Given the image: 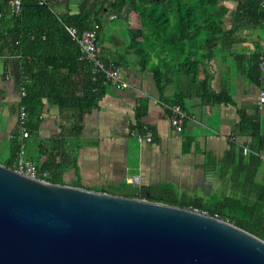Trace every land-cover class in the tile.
I'll return each instance as SVG.
<instances>
[{
  "label": "trees",
  "instance_id": "1",
  "mask_svg": "<svg viewBox=\"0 0 264 264\" xmlns=\"http://www.w3.org/2000/svg\"><path fill=\"white\" fill-rule=\"evenodd\" d=\"M13 1H0V56L20 57V74L27 89L23 98L28 111L26 148L27 138L39 128L46 98L61 108L78 110L74 130L80 134L87 113L98 104L108 86L103 76L93 80L92 64L81 58L80 46L66 25L80 30L97 29L100 39L106 22L120 23L123 12H134L141 35L130 37L128 51L135 52L140 65L153 72L164 101L179 104L185 110L189 97L201 98L205 105L236 103L229 89L213 90L210 77L205 75L204 64L219 54L230 59L233 69L248 81L264 85V0H236V11L227 0H91L80 12L71 11L70 0H47L44 4L23 0L16 13L12 11ZM254 30L259 31V37L248 43ZM246 31L249 32L244 35ZM170 85L176 88L172 98L165 96ZM142 114L139 113L135 129L147 134L149 127L141 121ZM240 114L236 134L251 136L252 141L246 144L249 152L245 153V145L238 148L234 144L224 159L227 170L237 163L231 194L190 196L180 194L172 184H163L149 189V199L204 211L264 239V183L256 179L264 160L262 121L244 109H240ZM20 147L15 132L10 157L3 164L15 169ZM28 157L41 172L49 173L40 178L65 183V165L60 161L58 148L42 147L37 156ZM73 185L82 187L80 180ZM107 192L135 196V191L125 188Z\"/></svg>",
  "mask_w": 264,
  "mask_h": 264
},
{
  "label": "crops",
  "instance_id": "2",
  "mask_svg": "<svg viewBox=\"0 0 264 264\" xmlns=\"http://www.w3.org/2000/svg\"><path fill=\"white\" fill-rule=\"evenodd\" d=\"M88 1L70 0L71 11L80 12ZM120 17V23L106 22L99 46L106 61L119 62L132 86L108 84L87 113L80 134L74 130L78 110L61 108L46 98L39 128L27 138L28 156H37L42 147L58 148L65 183L80 180L94 190L125 188L137 194L142 188L172 184L180 194L190 196L231 194L237 163L227 170L224 159L234 144L239 148L252 141L251 136L236 134L240 109L258 115L264 133V105L259 106L264 85L248 81L233 69L230 59L219 54L204 64L205 75L213 90L229 89L236 103L205 105L201 98L189 97L185 101L188 117L176 128L153 72L142 67L140 57L126 47L131 36L141 35L137 15L127 9ZM20 72L19 56H0V163L10 157L18 128ZM175 91L170 85L165 96L172 98ZM141 112V121L149 127L145 135L152 136V141H139L131 134ZM256 179L264 183V160Z\"/></svg>",
  "mask_w": 264,
  "mask_h": 264
},
{
  "label": "water",
  "instance_id": "3",
  "mask_svg": "<svg viewBox=\"0 0 264 264\" xmlns=\"http://www.w3.org/2000/svg\"><path fill=\"white\" fill-rule=\"evenodd\" d=\"M0 163V264H264V239L197 209Z\"/></svg>",
  "mask_w": 264,
  "mask_h": 264
},
{
  "label": "built area",
  "instance_id": "4",
  "mask_svg": "<svg viewBox=\"0 0 264 264\" xmlns=\"http://www.w3.org/2000/svg\"><path fill=\"white\" fill-rule=\"evenodd\" d=\"M23 0H14L12 4V11L14 13L20 12ZM39 3L44 4L47 0H37ZM1 15V13H0ZM116 15H112V18ZM68 32L73 39L78 42L81 51V58L89 61L92 64L93 80L99 79L103 76L107 84H113L120 88L126 89L132 86V84L124 77L121 67L115 62V60L106 61L102 55L101 48L99 46V37L97 29H85L80 30L77 26L66 25ZM261 68L264 71V55L261 57ZM20 94L21 103L19 106V120L17 128V138L20 141L21 147L17 154V160L15 163L16 170L25 173L33 178L48 177V172H41L36 166L33 160L27 156V148L24 142V138L28 136L27 121L28 111L26 105L23 103V98L27 95V89L24 84V79L20 78ZM264 105V89L260 93L259 106ZM168 109L171 112V123L174 127L180 128L184 125L185 120L188 117L187 111L179 104H167ZM131 134L136 136L139 141H152V136H146L137 129H133ZM15 137V134L14 136ZM246 152L250 151L249 146H245ZM45 179V178H40ZM46 180V179H45ZM198 210V209H197ZM204 212V211H203ZM206 213V212H205Z\"/></svg>",
  "mask_w": 264,
  "mask_h": 264
},
{
  "label": "rangeland",
  "instance_id": "5",
  "mask_svg": "<svg viewBox=\"0 0 264 264\" xmlns=\"http://www.w3.org/2000/svg\"><path fill=\"white\" fill-rule=\"evenodd\" d=\"M227 4L234 10L236 11V7H237V1L236 0H227ZM249 31H246L244 33V35H246ZM259 37V31L258 30H254L253 33L251 35L248 36V43H252L254 40H257V38ZM250 47H253L251 45H249ZM7 152V149H6Z\"/></svg>",
  "mask_w": 264,
  "mask_h": 264
}]
</instances>
